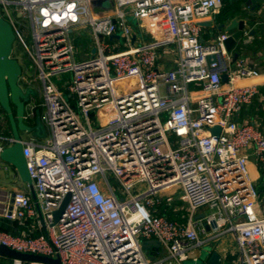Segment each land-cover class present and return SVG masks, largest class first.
<instances>
[{"label": "built area", "instance_id": "1", "mask_svg": "<svg viewBox=\"0 0 264 264\" xmlns=\"http://www.w3.org/2000/svg\"><path fill=\"white\" fill-rule=\"evenodd\" d=\"M92 1L0 0L20 79L42 92V101L36 92L25 103L24 122L40 115L48 133L44 141L20 138L38 202L28 186L0 188V219L33 220L39 232L0 226V244L62 264H184L231 233L232 264H264V215L247 153L253 146L264 162V131L238 119L259 94V84L242 81L261 71L234 59L225 47L230 32L202 39L201 22L224 0H113L108 8ZM82 31L93 36L95 53L77 50ZM113 34L121 37L106 42ZM65 73L59 85L54 77L61 82ZM15 142L12 130L0 132V164ZM164 199L174 213L184 205L186 215L156 208ZM146 239L160 242L155 258Z\"/></svg>", "mask_w": 264, "mask_h": 264}, {"label": "water", "instance_id": "2", "mask_svg": "<svg viewBox=\"0 0 264 264\" xmlns=\"http://www.w3.org/2000/svg\"><path fill=\"white\" fill-rule=\"evenodd\" d=\"M108 2V4H106ZM113 4V0H93L92 5L94 7H104L108 8ZM230 22H223L218 25L219 29H225L230 32V35L225 40V47L229 52H233L234 59L236 60L240 56V52L235 50L236 46L241 42L245 32L247 31V23L244 18H239L238 16H234L230 18ZM134 25H136V21L132 19ZM201 25H210L209 22L202 21ZM15 35L13 32V28L11 23L6 20L0 14V107L5 110L7 113L10 126L12 128V133L16 138V142L7 147L2 153L3 161L8 164H12L18 171L19 177L24 183H27L29 190L31 191L33 200L37 201L35 186L33 183V179L30 177L27 169V164L24 155V149L20 142V131H32L34 134L43 138L46 136L47 131L44 127L40 115L37 116L35 124L30 125L24 122V113H25V103L28 101L30 95H36V91L33 88L28 87V89L24 90L20 84V76L22 75V68L17 60L13 56V44L15 41ZM121 37L120 34H113L109 38L113 40L114 38L119 39ZM136 35L133 36V41L135 40ZM95 47L92 48L91 51L95 53ZM222 80L224 82L228 81L227 74L222 75ZM11 103L14 105V109L11 106ZM221 130L220 125H214L211 128V132L215 134H219ZM70 194L63 200L61 207L54 212V218L56 221L59 220L61 214L64 212L66 206L68 205V199ZM204 213H200L199 216H203ZM208 228V226H207ZM143 247L148 250L150 256L155 258L157 252L160 248V242L157 239H146L143 240ZM206 253L207 255L201 258L202 262L205 264H222L223 257L222 254L213 248V245H206ZM0 254L5 258L0 259V264H13V258H20L25 261H41L49 264H62L61 260L54 257H47L39 254H30L23 253L17 251L15 249H10L9 247L0 244ZM27 264V263H26Z\"/></svg>", "mask_w": 264, "mask_h": 264}, {"label": "crops", "instance_id": "3", "mask_svg": "<svg viewBox=\"0 0 264 264\" xmlns=\"http://www.w3.org/2000/svg\"><path fill=\"white\" fill-rule=\"evenodd\" d=\"M241 13L237 14L239 18H244L247 23V35H244L241 42L235 47V50L240 52L241 58H245L248 62L257 67L261 73L257 77H250L242 81V84H250L255 82L259 84V94L255 96L251 105L245 107L240 114L238 119L241 121H256L260 128L264 131V0H247L243 4ZM219 14V13H218ZM218 14L212 16L209 21L210 25H202V39L208 41L212 37L216 36L220 32L226 31L225 29H219L218 25ZM230 20V19H229ZM229 20L225 22H230ZM234 56V54H233ZM249 154V177L254 182L258 190V204L256 206L257 213L264 215V162L257 159L254 154V147H249L247 149ZM4 164H0V169H2ZM5 166V165H4ZM12 187L26 188L28 185L24 183L19 175L14 173ZM2 182L0 178V188H9L6 184ZM33 220L21 224L18 221H8L5 218L0 219V226L11 232L33 231L35 233L39 232L35 226H32ZM235 238L234 234L227 233L218 239L217 242L212 243L213 248L222 254L223 262L222 264H231L229 259L233 256V244ZM4 260V259H3Z\"/></svg>", "mask_w": 264, "mask_h": 264}, {"label": "rangeland", "instance_id": "4", "mask_svg": "<svg viewBox=\"0 0 264 264\" xmlns=\"http://www.w3.org/2000/svg\"><path fill=\"white\" fill-rule=\"evenodd\" d=\"M106 4H108V2H106ZM94 11L95 12L96 11H100V9H94ZM29 41H31V38H29ZM105 41L113 43V41H111L109 38H106ZM93 42H94V38H93V36L90 33L83 32V31H82V33L81 32H75V46H76L78 51H79V49H81V50L83 49V52H91V45L93 44ZM69 77H70V74L69 73H65L64 76H62V81L61 82H59L58 78H56V77H54V79L58 82L59 85H61V83H64L65 80L69 79ZM36 78H37V73L33 72V74H31V76H30V79H32L34 81V84L37 87L41 83H40V81H35ZM19 84L24 90L26 89V85L21 79L19 80ZM36 92H37V99L39 101H42V92H41V90H39L37 88ZM13 109H14V107H13ZM27 122L31 123V121H29V120ZM5 123H6L5 114L0 111V132L3 133V134L9 135L10 131L6 130ZM20 135L24 139H29V137L35 136L34 132H32V131L28 132V131H25V130H21L20 131ZM47 135H48V133H47ZM47 135L45 137H47ZM45 137H43V141L45 140ZM170 138H171V140H174L175 137L174 136H170ZM3 163H6V165L9 166V168L6 170L5 169L6 165L4 164L5 166L4 165L2 166L3 168L0 169V178L2 179V182L6 184L7 187L11 188V186L14 184L13 183V177H14V173L16 171V168H15L14 165H12V164L10 165L7 162H3ZM110 181H112L113 186L116 188L117 192H119V187H120L119 181H117L114 176H110ZM139 189H141V187ZM173 198H176V197L173 196ZM181 203H183V202H181ZM177 207L178 208L181 207L178 210L179 212L176 213V215L179 216L178 219H180L182 217V215H186L187 211H186V208L184 207V205H182V204H179V205L177 204L176 208ZM156 208H159V209H162V210H165L166 208H170L171 211L174 213L173 208L169 207L168 200H166V199H164V201L160 205L156 206ZM218 239L219 238H217L216 242L218 241ZM234 246H236L235 241H234V244H233V248H234ZM206 247L207 246L204 244L202 246H199V248L196 249L197 256H200L198 262H195L194 258L191 257V258L185 260L184 264H201V258H203V257H205L207 255ZM162 251L163 250H161L160 253H162ZM234 259L235 258L232 256L229 259V263L233 262Z\"/></svg>", "mask_w": 264, "mask_h": 264}, {"label": "trees", "instance_id": "5", "mask_svg": "<svg viewBox=\"0 0 264 264\" xmlns=\"http://www.w3.org/2000/svg\"><path fill=\"white\" fill-rule=\"evenodd\" d=\"M246 1L247 0H224L223 7L220 10L221 12L217 16L218 22L223 23L229 20L230 18L236 16L237 14L241 13L243 11L241 10V8L243 4L246 3ZM0 111L5 114L6 130L11 131L12 128L10 126L9 119L5 110L0 107ZM164 213H166L171 218H179V216L176 215V213H173L170 208H166L164 210ZM33 234L36 235L38 234V232L37 233L34 232Z\"/></svg>", "mask_w": 264, "mask_h": 264}, {"label": "flooded vegetation", "instance_id": "6", "mask_svg": "<svg viewBox=\"0 0 264 264\" xmlns=\"http://www.w3.org/2000/svg\"><path fill=\"white\" fill-rule=\"evenodd\" d=\"M11 106H12V108L14 107V105L11 103ZM7 114V113H6Z\"/></svg>", "mask_w": 264, "mask_h": 264}]
</instances>
